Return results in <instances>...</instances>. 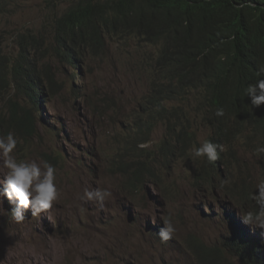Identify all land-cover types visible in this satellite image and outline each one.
<instances>
[{"label":"trees","instance_id":"16d2710c","mask_svg":"<svg viewBox=\"0 0 264 264\" xmlns=\"http://www.w3.org/2000/svg\"><path fill=\"white\" fill-rule=\"evenodd\" d=\"M9 2L0 0V14ZM69 3L63 12L48 19L42 30L21 33L17 52H6L0 34V92L11 91L2 122L20 140L34 137L45 119L47 103L64 93L63 84L42 66L47 52L60 56L73 69V80L77 74L85 80L82 64L88 50L131 37L153 46L161 44L150 62L151 87L132 110L135 122H129L127 130L114 132L117 141L126 144L118 153L124 161L117 158L113 170L127 179L125 189L134 202L145 203L143 193L149 191L143 192L144 187L162 179L169 161L191 158L194 146L201 143L194 125L198 119L208 128L202 142H216L221 148L225 144L227 151L222 148L221 159L214 163L200 159L205 174L199 171L197 182H210L240 205L248 199L255 204L256 185L264 180V154L255 156L261 168L257 177L253 168L243 163L244 154L233 141L247 132L246 145L254 150L264 145V105L251 110L243 101L248 100L244 90L256 76L255 69L264 62V0ZM210 44L227 60L213 58L207 51ZM73 89L77 100L73 106L89 109L90 100L80 95V89ZM106 103L113 105L116 114L124 110L122 95L107 100L99 109L103 111ZM218 109H223V116L216 115ZM159 125L164 127V137L155 142L152 135ZM162 227L152 230L159 232ZM190 247L200 264H236L235 258L242 264H264L261 233L243 250H235L227 241L208 244L196 235Z\"/></svg>","mask_w":264,"mask_h":264},{"label":"rangeland","instance_id":"374dc122","mask_svg":"<svg viewBox=\"0 0 264 264\" xmlns=\"http://www.w3.org/2000/svg\"><path fill=\"white\" fill-rule=\"evenodd\" d=\"M9 1L5 13L0 14V34L6 52H17L21 33L42 30L48 19L70 5V0ZM154 50L155 47L134 38L107 43L104 50L86 53L82 65L85 80L78 74L73 80V69L60 56L47 52L42 66L63 84L65 91L46 105L45 119L34 137L20 140L2 122L11 91L0 92V136L14 134L18 143L13 155L18 161L51 164L56 169L59 192L50 209L37 216L28 209L20 223L10 220L15 205L2 198L0 264H200L190 247L193 235L208 244H216L222 234L238 237L231 224L220 217L222 209L213 199V188L196 182L201 158L172 160L162 179L151 189L161 201L137 211L125 201V190L118 189L119 176L109 169L126 144L125 140L118 142L114 132L127 130V115L151 87L149 62ZM73 87L81 90V96L90 98V109L73 106V102L77 103ZM119 95L127 101L125 109L112 117L102 116L100 106ZM194 123L202 143L208 128L198 119ZM152 137L155 142L160 141L164 127L159 125ZM239 146L244 154L243 163H248L258 177V158L250 147L242 143ZM61 152H65L66 163L57 158ZM232 163L236 161L233 159ZM5 174L0 162V179ZM85 189H107L112 195L101 208L98 203L80 199ZM232 209L243 223L240 206ZM165 219H171L175 228L167 244L149 228L150 224L163 225ZM233 260L242 264L237 258Z\"/></svg>","mask_w":264,"mask_h":264},{"label":"clouds","instance_id":"9594fccd","mask_svg":"<svg viewBox=\"0 0 264 264\" xmlns=\"http://www.w3.org/2000/svg\"><path fill=\"white\" fill-rule=\"evenodd\" d=\"M131 38H134V37H131ZM120 41L121 40H119L118 42ZM142 42L145 43L146 45H149L148 43L144 41ZM116 43H113V44H116ZM150 46H153V45H150ZM153 47H155L154 51H156L158 47L161 49L162 45L154 44ZM105 48H106V45L103 46V48H96L93 52L98 51V50H104ZM154 51H152L151 53L153 54ZM207 51L212 54L213 58L220 56V57H223L225 60H227L218 51L215 44H210ZM87 52H92V51L88 50ZM84 61H85V56H84ZM262 61H264V59ZM150 62H149V65H150ZM82 72H84V70ZM255 72L257 74L253 78V81L249 83V85L244 90V97L246 96L248 100L243 99L247 108H250L251 110L258 109L260 106L264 105V62L261 63L255 69ZM46 85L48 87L47 82H46ZM82 97L90 100V98L88 97H85V96H82ZM248 103L251 106H249ZM88 104H89V109H90L91 101ZM125 104H127V101L124 100V105ZM116 112L118 111L114 109L111 103H106L103 111L101 110V115L104 117H107V116L111 117L112 115H115ZM216 115L223 116L224 115L223 109H218L216 112ZM131 116H132V111L129 113V115H127V119L130 120V123H133ZM232 118H236V117H232ZM126 127L128 129L129 124H127ZM116 131H120V129ZM246 134L247 132L245 134L238 135L239 138L234 139L233 141L234 146H238L240 148L239 143L245 144L244 136ZM17 143H18L17 139L15 138L14 134L11 132L7 133L5 136H0V162H2L3 167L6 169V174L3 175L4 178L0 179V184H3V191L0 192V204H2V198L6 197L8 201L12 203L11 205H15V207L12 209L10 213V220L15 223H20L24 221L25 219L24 213L28 209L32 210L33 216H37L41 212H44L50 209L53 206L54 201L58 199L59 192L55 184L56 169L48 162L38 163L34 160L33 161H27V160L18 161L13 155L14 150L17 148ZM222 148L224 151H227V145L223 144ZM222 148L216 142L204 141L200 143L199 146H194L192 150V158L193 160H195V158H198V157L206 158V160L209 163H214L221 159ZM250 148L254 156H256V154L258 156L260 154H264V145L258 146L255 150L252 146ZM123 149L124 148H122L121 150ZM240 151H241V148H240ZM57 158H59L63 163H66L67 161L65 152L59 153L57 155ZM117 158H120L118 154L116 155V157H114L111 163V167H109V169L113 172H115L113 170V167L115 164V160H117ZM170 162L171 161H169V163ZM169 163L167 164V166H169ZM161 166L162 164H160V168ZM167 166L163 168L162 174ZM199 171L203 175L205 174L200 168V166H198V172ZM115 173L120 178L118 182L119 183L118 189L125 190L124 199L129 204L131 209H134L137 211L139 208H142L145 205L150 207L151 205H154L155 202L161 201L159 196L153 197L152 190H151L147 193H143L145 203L144 202L135 203L133 195L125 189V183H127V179L121 176L119 173L117 172ZM200 182H197V183H200ZM205 183H207L209 187L213 188V192H212L213 199L216 201L217 205L222 209V213L220 214V217L227 220L231 224L232 232L236 233L238 236V237L234 236V237L227 238L226 234H222L218 238V240L215 241L216 243H219L221 241L223 242L227 241L233 245L235 250H243L250 246V243L253 241V238L258 233L253 228L262 230V234H264V180H261L257 183L256 189H258V193H254L252 197L257 206L249 199L242 206L236 203L235 201L231 200L225 194H223L218 187L214 188L210 182H205ZM111 195L112 193L107 189H103V190L85 189L83 194L80 196V199L85 202L98 203L101 206V208H103L104 202ZM235 205L240 206L243 223H245L246 225H249L248 227L245 226L241 222V220L237 217L236 212L232 209V207H234ZM243 210H248V211L244 212ZM213 216L214 214H210V217H213ZM159 226H163V227L157 233H159L161 240L165 241L164 244H167V240L172 238V235L175 231V228L171 222V219L163 220V225H159ZM152 227H155V226L150 224L149 228H152ZM151 231L154 232L152 229ZM245 238H248V239H245Z\"/></svg>","mask_w":264,"mask_h":264},{"label":"bare ground","instance_id":"6f19581e","mask_svg":"<svg viewBox=\"0 0 264 264\" xmlns=\"http://www.w3.org/2000/svg\"><path fill=\"white\" fill-rule=\"evenodd\" d=\"M193 109V108H192ZM135 116L132 114V116H131V118H132V122L134 123L135 122V118H134ZM118 161H124V158H119V160ZM163 175V174H162ZM157 182H156V179H154V180H152L149 184H147L145 187H144V190H143V192L144 191H151V189H152V187L156 184ZM126 187H127V185H126ZM141 191V190H140ZM206 194H208V196H210L209 195V193H206ZM126 195H128V194H126ZM199 195H203V193H201V191L199 192ZM153 197H158V196H156V195H153ZM241 205H243V204H241ZM244 212H246V211H248V210H243ZM239 214H241V213H239ZM244 214H246V213H244ZM255 231H257L258 233H261L262 234V230H260V229H257V228H253ZM253 230V231H254ZM250 233V232H249ZM263 235L264 234H262V237H263ZM257 237H259V236H257ZM245 239H248V238H245ZM47 244H48V246H49V241H47Z\"/></svg>","mask_w":264,"mask_h":264},{"label":"water","instance_id":"95a60500","mask_svg":"<svg viewBox=\"0 0 264 264\" xmlns=\"http://www.w3.org/2000/svg\"><path fill=\"white\" fill-rule=\"evenodd\" d=\"M148 92V91H147Z\"/></svg>","mask_w":264,"mask_h":264}]
</instances>
